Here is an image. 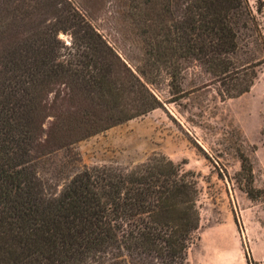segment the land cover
Listing matches in <instances>:
<instances>
[{"label":"trees","instance_id":"trees-1","mask_svg":"<svg viewBox=\"0 0 264 264\" xmlns=\"http://www.w3.org/2000/svg\"><path fill=\"white\" fill-rule=\"evenodd\" d=\"M126 7L142 43L136 73L72 0H0V264H186L200 226L193 172L152 154L132 167L84 166L55 193L35 161L161 107L150 85L162 72L174 96L192 65L222 100L248 93L264 66V4ZM239 158L238 185L257 199Z\"/></svg>","mask_w":264,"mask_h":264},{"label":"rangeland","instance_id":"rangeland-1","mask_svg":"<svg viewBox=\"0 0 264 264\" xmlns=\"http://www.w3.org/2000/svg\"><path fill=\"white\" fill-rule=\"evenodd\" d=\"M72 1L136 73L142 43L127 0ZM248 2L253 10L264 4ZM59 38L71 42L68 34ZM166 78L162 72L150 85L161 107L76 143L70 154L37 155L39 178L58 193L84 166L132 167L161 154L193 172L198 182L200 226L186 264H264V66L250 91L236 99L222 100L196 65L183 74L179 96L170 94ZM241 154L252 165L253 186L262 191L254 200L236 180Z\"/></svg>","mask_w":264,"mask_h":264}]
</instances>
